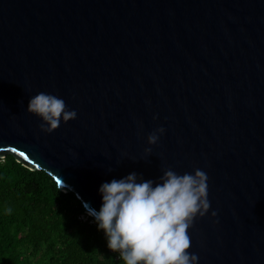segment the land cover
<instances>
[{"label": "water", "instance_id": "water-1", "mask_svg": "<svg viewBox=\"0 0 264 264\" xmlns=\"http://www.w3.org/2000/svg\"><path fill=\"white\" fill-rule=\"evenodd\" d=\"M39 91L76 117L42 132ZM7 154L97 210L103 181L200 168L216 216L193 219L186 251L264 264V0H0Z\"/></svg>", "mask_w": 264, "mask_h": 264}, {"label": "clouds", "instance_id": "clouds-1", "mask_svg": "<svg viewBox=\"0 0 264 264\" xmlns=\"http://www.w3.org/2000/svg\"><path fill=\"white\" fill-rule=\"evenodd\" d=\"M25 110L40 120L38 128L50 133L59 124L76 117L64 99L39 91L28 98ZM155 118V117H154ZM164 127L146 135L152 145ZM146 154L151 153L145 147ZM153 179H142L135 171L98 186L101 203L97 209L85 205L98 230H102L106 247L118 252L124 264H197L195 252L186 251L191 240L188 229L196 217L216 216L209 212L207 173L200 168L178 173L165 168Z\"/></svg>", "mask_w": 264, "mask_h": 264}, {"label": "trees", "instance_id": "trees-1", "mask_svg": "<svg viewBox=\"0 0 264 264\" xmlns=\"http://www.w3.org/2000/svg\"><path fill=\"white\" fill-rule=\"evenodd\" d=\"M0 264H124L72 192L0 158Z\"/></svg>", "mask_w": 264, "mask_h": 264}, {"label": "snow or ice", "instance_id": "snow-or-ice-1", "mask_svg": "<svg viewBox=\"0 0 264 264\" xmlns=\"http://www.w3.org/2000/svg\"><path fill=\"white\" fill-rule=\"evenodd\" d=\"M21 155L23 156L24 155V153H21ZM60 183V181L59 180H57V184H59Z\"/></svg>", "mask_w": 264, "mask_h": 264}]
</instances>
